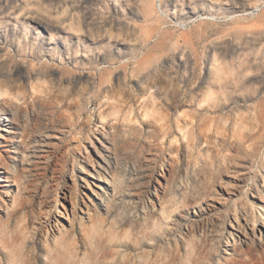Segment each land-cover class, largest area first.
Returning a JSON list of instances; mask_svg holds the SVG:
<instances>
[{"label":"rangeland","instance_id":"1","mask_svg":"<svg viewBox=\"0 0 264 264\" xmlns=\"http://www.w3.org/2000/svg\"><path fill=\"white\" fill-rule=\"evenodd\" d=\"M143 259L264 264V0H0V264Z\"/></svg>","mask_w":264,"mask_h":264},{"label":"bare ground","instance_id":"2","mask_svg":"<svg viewBox=\"0 0 264 264\" xmlns=\"http://www.w3.org/2000/svg\"><path fill=\"white\" fill-rule=\"evenodd\" d=\"M197 249H198V246H197ZM202 253V252H201ZM239 255V254H238ZM194 259V258H193ZM236 260H234V261H232L231 263H229V264H235L236 262H235ZM141 264H148V262H147V260L146 259H143V262L141 263ZM228 264V263H227Z\"/></svg>","mask_w":264,"mask_h":264}]
</instances>
